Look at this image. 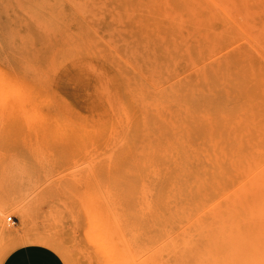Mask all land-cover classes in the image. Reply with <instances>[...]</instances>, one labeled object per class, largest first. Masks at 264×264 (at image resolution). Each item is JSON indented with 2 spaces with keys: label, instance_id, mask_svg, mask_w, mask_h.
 Wrapping results in <instances>:
<instances>
[{
  "label": "rangeland",
  "instance_id": "374dc122",
  "mask_svg": "<svg viewBox=\"0 0 264 264\" xmlns=\"http://www.w3.org/2000/svg\"><path fill=\"white\" fill-rule=\"evenodd\" d=\"M0 84V260L264 264V0H0Z\"/></svg>",
  "mask_w": 264,
  "mask_h": 264
},
{
  "label": "crops",
  "instance_id": "0c3cea01",
  "mask_svg": "<svg viewBox=\"0 0 264 264\" xmlns=\"http://www.w3.org/2000/svg\"><path fill=\"white\" fill-rule=\"evenodd\" d=\"M0 264H64L61 257L52 249L27 243L10 249L0 260Z\"/></svg>",
  "mask_w": 264,
  "mask_h": 264
},
{
  "label": "bare ground",
  "instance_id": "6f19581e",
  "mask_svg": "<svg viewBox=\"0 0 264 264\" xmlns=\"http://www.w3.org/2000/svg\"><path fill=\"white\" fill-rule=\"evenodd\" d=\"M138 2V1H137ZM195 4V3H194ZM220 4V3H219ZM223 4V3H222ZM150 6V5H149ZM163 6V5H162ZM197 9V8H196ZM242 13V12H241ZM243 14V13H242ZM241 14V15H242ZM244 16V15H243ZM242 16V17H243ZM165 17V16H164ZM173 19V18H172ZM161 20H163V19H161ZM185 23V22H184ZM204 25V24H203ZM163 28H164V26H163ZM203 31V30H202ZM201 31V32H202ZM200 32V33H201ZM209 32V31H208ZM205 33V32H204ZM189 34V33H188ZM209 36V35H208ZM211 37V36H210ZM242 41V40H241ZM202 43H204V42H202ZM248 44V43H247ZM246 44V45H247ZM249 45V44H248ZM181 48V47H180ZM180 52V51H179ZM260 57V56H259ZM146 59H147V57H146ZM155 60V59H154ZM209 60V59H208ZM262 61V60H261ZM148 62V61H147ZM178 63V62H177ZM149 64V63H148ZM92 65V64H91ZM171 68H173V67H171ZM139 69V68H138ZM139 71V70H138ZM156 71H157V69H156ZM138 73V72H137ZM140 73V72H139ZM175 73V72H174ZM233 73V72H232ZM141 74V73H140ZM235 75V74H234ZM98 82V81H97ZM1 85V84H0ZM9 86V85H8ZM1 88V87H0ZM10 88V87H9ZM8 88V89H9ZM154 88V87H153ZM5 89V88H4ZM4 89H2V90H4ZM19 90V89H18ZM17 90V91H18ZM1 91V90H0ZM5 91H7V90H5ZM5 91H3V92H5ZM14 91V90H13ZM21 94H23V95H25L24 93H21ZM30 95V94H29ZM106 95V94H105ZM16 96H18V95H16ZM26 96H28V94L26 95ZM25 96V97H26ZM14 97V96H13ZM24 97V96H23ZM29 97V96H28ZM18 99V98H17ZM16 99V100H17ZM26 100V99H25ZM24 100V101H25ZM23 101V100H22ZM21 101V102H22ZM23 101V102H24ZM13 102H14V100H13ZM115 102H117V101H115ZM10 103H11V99H10V96H9V94L8 93H3V94H1L0 93V109L1 110H5V111H8L9 109H10ZM19 104V103H18ZM21 104V103H20ZM23 104V103H22ZM22 104L20 105V106H22ZM51 104V103H50ZM106 104V103H105ZM115 104H117V103H115ZM140 105V104H139ZM16 106H18V105H16ZM20 106H18V107H20ZM116 107V106H115ZM141 107V106H140ZM139 107V108H140ZM21 108V107H20ZM22 109V108H21ZM21 109H20V111H21ZM24 110V109H23ZM22 110V111H23ZM34 110V109H33ZM19 111V110H18ZM34 112V115L36 116L37 114H35V112L36 111H33ZM113 112V111H112ZM21 113V112H20ZM40 113V112H39ZM15 114V113H14ZM40 115V114H39ZM244 117V116H243ZM248 118H249V116H248ZM27 121V120H26ZM251 122V121H250ZM253 122V121H252ZM126 126V125H125ZM124 126V127H125ZM231 126V125H230ZM232 127V126H231ZM127 127H125V129H126ZM127 130V129H126ZM254 135V134H253ZM106 138V137H105ZM106 140V139H105ZM108 141V140H107ZM106 141V142H107ZM262 165V164H261ZM162 168H164V166L162 165ZM246 180V179H245ZM248 183V182H247ZM144 199V198H143ZM11 209V205L9 204V203H6V202H1L0 203V220H1V218H2V215H3V213L5 212V210L6 209ZM111 210V209H110ZM198 213H199V211H198ZM113 214V213H112ZM114 216V215H113ZM115 219V218H114ZM116 220V219H115ZM90 221V220H89ZM88 236V235H87ZM90 238V237H89ZM88 239V238H87ZM127 243V242H126Z\"/></svg>",
  "mask_w": 264,
  "mask_h": 264
},
{
  "label": "built area",
  "instance_id": "2783aa9c",
  "mask_svg": "<svg viewBox=\"0 0 264 264\" xmlns=\"http://www.w3.org/2000/svg\"><path fill=\"white\" fill-rule=\"evenodd\" d=\"M8 219H10V217Z\"/></svg>",
  "mask_w": 264,
  "mask_h": 264
}]
</instances>
